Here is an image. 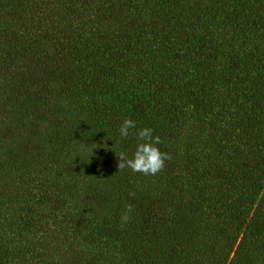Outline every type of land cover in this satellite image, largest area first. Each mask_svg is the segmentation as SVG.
I'll return each mask as SVG.
<instances>
[{"label": "trees", "instance_id": "obj_1", "mask_svg": "<svg viewBox=\"0 0 264 264\" xmlns=\"http://www.w3.org/2000/svg\"><path fill=\"white\" fill-rule=\"evenodd\" d=\"M0 264H264V0H0Z\"/></svg>", "mask_w": 264, "mask_h": 264}, {"label": "clouds", "instance_id": "obj_2", "mask_svg": "<svg viewBox=\"0 0 264 264\" xmlns=\"http://www.w3.org/2000/svg\"><path fill=\"white\" fill-rule=\"evenodd\" d=\"M136 129V121L130 117L125 118L119 127V134L122 139H128L130 135H134L139 143L136 145V150L131 157L125 152L116 154L118 157V169L121 171L127 168L135 173L154 176L163 171L165 162L170 160L171 156L169 153L162 152L159 149L158 145L161 143V139L158 135H153V129L147 127ZM132 130L136 131L133 132ZM132 212L133 205H126L120 217L121 226L130 222Z\"/></svg>", "mask_w": 264, "mask_h": 264}]
</instances>
